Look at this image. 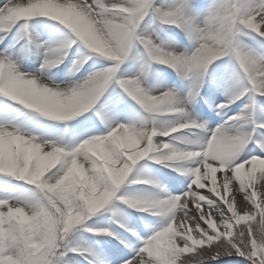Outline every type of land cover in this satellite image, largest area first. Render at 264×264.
<instances>
[{
  "label": "clouds",
  "instance_id": "9594fccd",
  "mask_svg": "<svg viewBox=\"0 0 264 264\" xmlns=\"http://www.w3.org/2000/svg\"><path fill=\"white\" fill-rule=\"evenodd\" d=\"M34 21L45 23L50 40ZM163 26L179 28L191 47L162 39ZM0 34L41 58L30 72L0 50V96L73 121L118 84L146 114L112 120L105 134L72 145L0 123V173L30 186L0 198V264H112L85 231L126 243L135 251L129 264H212L225 255L264 264V0H209L203 9L195 0H8ZM134 50L140 70L122 76ZM66 61L67 79L57 82L54 70ZM220 61L230 67L220 114L245 102L210 128L193 113ZM157 64L187 81V92L149 85ZM146 160L185 172L190 190L172 195ZM129 209L157 219L141 218L147 235ZM102 214L104 226L95 221Z\"/></svg>",
  "mask_w": 264,
  "mask_h": 264
},
{
  "label": "rangeland",
  "instance_id": "374dc122",
  "mask_svg": "<svg viewBox=\"0 0 264 264\" xmlns=\"http://www.w3.org/2000/svg\"><path fill=\"white\" fill-rule=\"evenodd\" d=\"M4 2L5 0H0V5ZM157 2L171 4L172 0H157ZM208 2L209 0H195V6L199 9H203ZM40 19L42 20L43 18ZM150 19L151 18H149V20ZM146 23L148 22L146 21ZM33 24L36 32L40 34L43 40L48 41L51 39L45 23L34 21ZM163 28L164 30L158 31L162 39L178 43L180 47H191L190 41L179 28L175 26H163ZM5 49H10V52L15 54L13 55L14 59H22L25 66L24 68L27 71L35 72L39 69L41 58L36 53L34 46H29L27 51H17L20 49V45L16 43L14 36L10 35L5 42L0 43V50ZM140 51L142 52L143 49L141 48ZM104 63L107 64V62ZM90 65L86 66L85 70L79 75H86L87 71L91 70ZM70 67V61H66L64 65L54 70L57 82H62L67 79V73ZM154 68L155 70L148 81L149 85L158 88L175 87L181 92H187V81L182 79L175 70L166 65L159 64L155 65ZM139 70L138 53L134 50L123 65L121 75L132 76ZM229 71L230 67L226 61L217 62V65L214 66V79L210 78L205 83L198 103L194 107L193 115L200 121H207L210 128H215L217 124L227 119L228 116L238 113L245 102L237 101L231 106L230 110H227L226 114H219L220 112L217 105L224 103L226 100L225 85ZM206 106L211 107L214 111L212 119L211 116L206 113ZM142 115L146 114L143 113L139 105L123 93L118 84H113L92 110L73 121L61 122L49 120L31 110L24 109L23 106L6 97L0 96V123L12 122L20 124L29 128L34 134L43 136L46 139L61 141L69 145L78 143L89 135L105 134L109 130L108 122L112 120L135 122L139 120ZM218 117L220 118L219 121ZM158 139L163 140L165 138L160 137ZM143 164L147 166L149 173L153 177L163 182L167 191L172 195H180L185 192L191 184V177L185 172L159 165L151 160H146ZM28 187L30 186L25 185L15 178L0 174V198L17 195ZM136 187L138 186H133V189L130 190H135ZM129 212L132 213L134 221L142 235H147L148 230L143 227L141 218H146L153 224L157 223L155 217H148L145 213L135 212V210L131 209H129ZM95 221L98 225L104 226L107 223V214L96 217ZM119 233L126 242H135V238L131 233H127L123 229H119ZM83 238L87 243L93 246L102 259H109L112 261V264H124L122 257L126 256L128 259H131V256L135 254L132 249L126 247L125 243H121L120 239L115 236L94 235L93 233L85 231L83 233ZM76 258L83 261V257L76 256ZM221 259L231 261L233 264H248L243 257L238 256L222 257ZM83 264H87V262H83ZM212 264H219V261L217 263L213 261Z\"/></svg>",
  "mask_w": 264,
  "mask_h": 264
},
{
  "label": "snow or ice",
  "instance_id": "6c2138e0",
  "mask_svg": "<svg viewBox=\"0 0 264 264\" xmlns=\"http://www.w3.org/2000/svg\"><path fill=\"white\" fill-rule=\"evenodd\" d=\"M7 3H8V0H5V2L2 5H0V8H3ZM2 37H3V34H0V43H3V42H5L7 40V39H4ZM0 174H3V175H6L7 176V174H5V173H0ZM189 190L190 189L188 187V189L185 192H187ZM185 192L181 193L180 195H184ZM189 206L192 207L191 204ZM190 214L193 215V216H195L196 215L195 209H193L192 213H190ZM197 220H199V217L198 216H197ZM125 246L128 247L126 243H125ZM134 256H135V254L131 256V259H128L126 256L125 257H122V259L124 260V264H129V262L133 260ZM223 257H228V256L225 255ZM221 258H218L215 261L218 260L219 261V264H233V262L228 261V260H225V259H221Z\"/></svg>",
  "mask_w": 264,
  "mask_h": 264
},
{
  "label": "trees",
  "instance_id": "16d2710c",
  "mask_svg": "<svg viewBox=\"0 0 264 264\" xmlns=\"http://www.w3.org/2000/svg\"><path fill=\"white\" fill-rule=\"evenodd\" d=\"M207 87V86H206ZM206 113L209 114L211 116V118L214 116V111L211 109V107L206 106ZM218 261H216L217 263Z\"/></svg>",
  "mask_w": 264,
  "mask_h": 264
},
{
  "label": "bare ground",
  "instance_id": "6f19581e",
  "mask_svg": "<svg viewBox=\"0 0 264 264\" xmlns=\"http://www.w3.org/2000/svg\"><path fill=\"white\" fill-rule=\"evenodd\" d=\"M26 53H27V52H26ZM26 53H25V54H26ZM24 67H25V66H24Z\"/></svg>",
  "mask_w": 264,
  "mask_h": 264
}]
</instances>
